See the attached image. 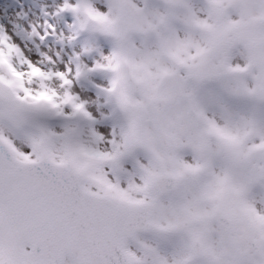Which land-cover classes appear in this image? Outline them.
Segmentation results:
<instances>
[{"label": "snow or ice", "instance_id": "snow-or-ice-1", "mask_svg": "<svg viewBox=\"0 0 264 264\" xmlns=\"http://www.w3.org/2000/svg\"><path fill=\"white\" fill-rule=\"evenodd\" d=\"M0 264H264V0H0Z\"/></svg>", "mask_w": 264, "mask_h": 264}]
</instances>
